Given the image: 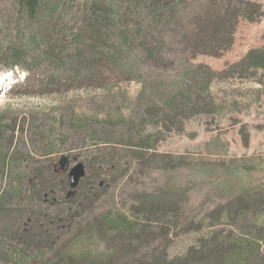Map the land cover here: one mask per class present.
Listing matches in <instances>:
<instances>
[{
	"label": "rangeland",
	"instance_id": "rangeland-1",
	"mask_svg": "<svg viewBox=\"0 0 264 264\" xmlns=\"http://www.w3.org/2000/svg\"><path fill=\"white\" fill-rule=\"evenodd\" d=\"M67 1L61 12L71 22L76 0ZM80 1L85 7L90 2ZM255 1L261 4L262 15L255 21L240 19L232 44L220 55L189 57L182 47L174 53L162 51L161 68L152 61L137 62V80L110 68L104 72L107 83L97 80L44 94L39 80L52 74L54 66L41 60L40 51L31 53L28 49L27 56L34 64L27 66H35L28 72L2 64L0 117L2 123L15 127L11 150L30 160L42 157L49 124L57 128L64 115L60 134L66 139L58 143V152L50 157V171L42 177L45 183L57 186L58 198H65L68 171L73 165L82 162L90 176V168L102 164L104 175L97 180H105L109 188L96 201L94 210H106L114 204L123 208L132 198L142 199L136 194L145 193L152 195L147 201L156 198L165 208H177L180 225L211 215L220 207H231L241 193L264 191V0ZM18 8L17 0H0L1 50L9 44L29 47L25 31L21 40L13 36L15 25L17 30L24 28L22 20L18 21ZM164 53L169 61L166 65ZM190 69L195 72L188 75ZM176 102L183 104L182 109L168 110ZM145 108L159 111L152 116ZM142 116L145 121H141ZM108 118L121 121L112 125ZM145 136L150 141L156 138L153 150L162 159L135 161L140 149H145ZM88 215L70 216L71 221L60 223L62 229L54 234L63 242L75 243L81 235H88L84 227ZM263 218L264 212L257 213L255 220ZM178 232L177 228L169 235L170 258L183 255L207 229ZM155 238L160 242L164 236Z\"/></svg>",
	"mask_w": 264,
	"mask_h": 264
},
{
	"label": "trees",
	"instance_id": "trees-1",
	"mask_svg": "<svg viewBox=\"0 0 264 264\" xmlns=\"http://www.w3.org/2000/svg\"><path fill=\"white\" fill-rule=\"evenodd\" d=\"M17 3L18 21L22 20L24 28L17 30L15 25L13 36L21 40L25 31L29 47H0V56H5L0 57V69L5 64L28 72L35 67L27 66L33 63L28 49L31 53L40 51L41 60L54 66L52 74L39 80L44 94L97 80L107 83L104 72L110 68L137 80V62L152 61L161 68L162 51L174 53L180 47L189 57L218 56L232 44L240 19L255 21L262 15L261 4L255 0H90L87 7L76 0L68 22L64 18L67 14L62 17L61 12L67 0ZM172 41L176 43L168 46ZM166 53L164 65L169 63ZM193 72L190 69L188 75ZM180 103H172L168 110L182 109ZM158 111L148 110L152 116ZM106 121L115 125L121 120ZM141 121H145L143 116ZM64 124V115L57 128L49 124L42 157L30 160L11 150L15 127L2 123L0 117V264H264V218L255 220L257 213L264 212V191L241 193L231 207H220L211 215L180 225L177 208H165L156 198L147 201L152 195L145 193L136 194L142 199L132 198L123 208L114 204L106 210H94L96 201L109 188L105 186L108 182L97 180L103 168L96 164L90 168V176L85 171L78 185L66 186L65 198H58L57 186L45 183L42 177L50 171V157L58 152V143L66 139L60 134ZM145 137V149H140L135 161L162 159L153 150L156 138L150 141ZM107 168L111 170V166ZM86 212L88 235H81L73 244L56 237L54 233L62 229L60 223H69L71 217ZM216 225L223 226L216 229ZM177 228L185 234L207 232L183 255L170 258L169 235ZM156 235L164 239L159 242ZM146 247L149 250H144Z\"/></svg>",
	"mask_w": 264,
	"mask_h": 264
},
{
	"label": "water",
	"instance_id": "water-1",
	"mask_svg": "<svg viewBox=\"0 0 264 264\" xmlns=\"http://www.w3.org/2000/svg\"><path fill=\"white\" fill-rule=\"evenodd\" d=\"M84 174H85V168L82 162H77L75 165H73L68 171L70 188L76 187L80 179L84 176Z\"/></svg>",
	"mask_w": 264,
	"mask_h": 264
}]
</instances>
